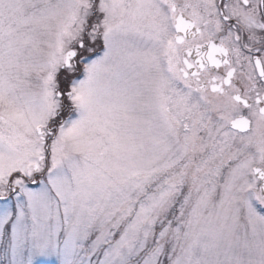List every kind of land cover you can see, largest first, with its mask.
I'll return each instance as SVG.
<instances>
[{
  "label": "snow or ice",
  "instance_id": "obj_1",
  "mask_svg": "<svg viewBox=\"0 0 264 264\" xmlns=\"http://www.w3.org/2000/svg\"><path fill=\"white\" fill-rule=\"evenodd\" d=\"M0 264H264V0H0Z\"/></svg>",
  "mask_w": 264,
  "mask_h": 264
}]
</instances>
